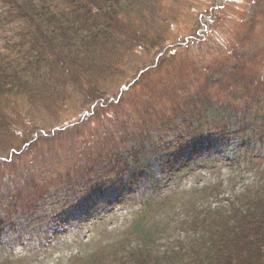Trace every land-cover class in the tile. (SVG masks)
<instances>
[{"label":"rangeland","instance_id":"374dc122","mask_svg":"<svg viewBox=\"0 0 264 264\" xmlns=\"http://www.w3.org/2000/svg\"><path fill=\"white\" fill-rule=\"evenodd\" d=\"M114 20L122 34L103 51L110 66L96 76L101 60L91 54L89 86L73 90L72 78L55 77L43 98L5 108L0 264H118L130 249L176 251L196 213L264 186V132L241 145L236 132L200 127L185 106L202 94L220 104L264 102V0H131ZM22 26L0 0V52L11 53ZM123 131H150L170 153L147 195L117 188L103 164L127 148ZM141 217L152 232L146 247L132 233Z\"/></svg>","mask_w":264,"mask_h":264},{"label":"trees","instance_id":"16d2710c","mask_svg":"<svg viewBox=\"0 0 264 264\" xmlns=\"http://www.w3.org/2000/svg\"><path fill=\"white\" fill-rule=\"evenodd\" d=\"M60 1L5 0L8 12L24 22V27L16 31L18 40L9 44L10 52L15 55L0 52V114L4 115L0 116V125L7 122L8 105L12 113L15 106L22 111L24 108L14 100L27 97L31 103L43 98L54 90L50 86L55 77L72 78V87H77L73 90L89 86L90 74L86 67L92 65L88 60L91 54L97 52L101 60L100 69L93 71L96 76L107 64V68L110 66L107 50L103 51L109 48L113 52L114 48L109 46L116 44V34H122L114 16L119 19V8L131 0ZM7 16L11 19L9 13ZM233 99L230 104H220L202 94L188 97L185 106L200 127L209 125L223 131L226 137L236 132L242 145L253 134L264 132L261 124L264 102L259 97L248 99L244 104ZM190 131L195 133L192 128ZM130 133L122 132V141H128L127 148L105 157L103 164L116 173L113 177L118 182L117 188L137 185L147 195V187L156 183L165 171L163 167L168 164L170 153L153 142L150 131L146 135L132 133L137 134L135 139ZM84 186L89 190V186ZM231 205L196 213L186 242L178 245L176 251L166 249L162 254L151 256L147 254L149 251L130 249L129 261L122 258L118 264H176L175 259L181 253L194 264H264V186L249 189ZM133 228L132 233L142 237L143 247L148 246L152 232L146 221L141 217ZM114 261L117 263L116 258Z\"/></svg>","mask_w":264,"mask_h":264}]
</instances>
